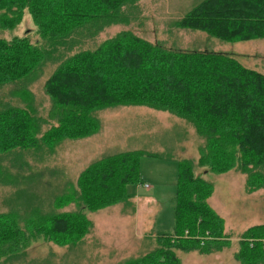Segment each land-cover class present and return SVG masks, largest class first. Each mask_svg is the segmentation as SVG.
<instances>
[{
    "label": "trees",
    "instance_id": "trees-1",
    "mask_svg": "<svg viewBox=\"0 0 264 264\" xmlns=\"http://www.w3.org/2000/svg\"><path fill=\"white\" fill-rule=\"evenodd\" d=\"M139 1L0 0V191L10 189L1 203L0 264L18 262L16 251L39 239L76 245L93 226L87 211L119 203L134 210L127 188L140 182L141 157L162 154L113 152L75 181H64L58 162L68 140L99 129L104 108L168 111L199 138L196 161L167 159L177 165L170 229L155 233L154 249L117 264H181L180 251L230 245L207 202L213 183L205 173L240 172L246 192L264 191V74L231 55L174 48L131 29L99 38L111 25L139 22ZM25 14L34 34L6 38ZM169 27L227 42L264 39V0H199ZM47 176L58 179L42 181ZM233 255L240 264H264V224L245 229Z\"/></svg>",
    "mask_w": 264,
    "mask_h": 264
},
{
    "label": "rangeland",
    "instance_id": "rangeland-1",
    "mask_svg": "<svg viewBox=\"0 0 264 264\" xmlns=\"http://www.w3.org/2000/svg\"><path fill=\"white\" fill-rule=\"evenodd\" d=\"M198 1L140 0L139 22H132L129 26L111 25L99 38L131 29L145 39L166 41L167 46L174 48H204L231 55L245 67L264 74V39L227 42L210 38L200 31L169 27L170 21L182 17ZM34 29L30 16L25 14L14 32H5V37L9 38L12 34L21 36L27 31L32 34ZM37 85L36 93L43 95L41 83ZM44 99L42 104L46 105L47 100ZM96 115L100 127L95 133L70 139L59 151V162L65 168L64 181H75L89 163L117 151L142 149L160 153L165 159L141 157L140 182L127 188L134 210L130 205L119 203L87 211L93 226L82 241L71 246L39 239L29 246L23 245L26 251H16L21 256L13 264H117L124 258L154 249L158 244L155 233L170 229L175 206L177 165L167 159L189 158L196 161L199 138L194 129L191 126L189 130L184 129L183 123L189 125L168 111L144 105L108 107L98 110ZM204 177L213 183V192L207 202L223 219L225 230L232 235L231 243L221 251L209 254L196 250L180 251L181 264H240L233 255L237 239L248 227L264 224V191L246 192L245 175L233 170L218 175L208 172ZM57 179L56 176L42 177V181ZM7 192L10 189L0 191V211L5 209L1 203ZM134 196L142 200L137 202ZM64 206L62 204L60 210H67Z\"/></svg>",
    "mask_w": 264,
    "mask_h": 264
},
{
    "label": "crops",
    "instance_id": "crops-1",
    "mask_svg": "<svg viewBox=\"0 0 264 264\" xmlns=\"http://www.w3.org/2000/svg\"><path fill=\"white\" fill-rule=\"evenodd\" d=\"M69 142V141H68ZM67 142V143H68ZM59 159H60V157L58 158V162H59ZM59 164L62 166V168H63V170H65V168H64V164H62V163H60L59 162ZM144 178V177H143ZM134 198H135V200L138 202V200L140 201V200H142V199H139V197L138 196H134ZM146 200H150V199H146ZM132 201H133V199H132ZM151 201V200H150ZM134 203H135V201H133Z\"/></svg>",
    "mask_w": 264,
    "mask_h": 264
}]
</instances>
